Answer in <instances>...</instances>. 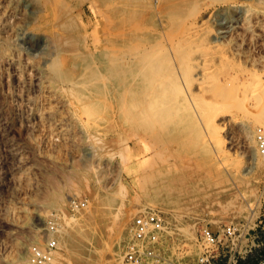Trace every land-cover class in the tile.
I'll list each match as a JSON object with an SVG mask.
<instances>
[{
	"label": "rangeland",
	"instance_id": "1",
	"mask_svg": "<svg viewBox=\"0 0 264 264\" xmlns=\"http://www.w3.org/2000/svg\"><path fill=\"white\" fill-rule=\"evenodd\" d=\"M259 76L264 0H0V264H32L27 246L50 212L55 255L115 264L117 224L139 202L165 219L153 264H189L204 219L254 226L237 264H264V163L253 158L264 86L247 96ZM112 191L117 204H100ZM88 206L107 212L103 226L83 222Z\"/></svg>",
	"mask_w": 264,
	"mask_h": 264
},
{
	"label": "built area",
	"instance_id": "2",
	"mask_svg": "<svg viewBox=\"0 0 264 264\" xmlns=\"http://www.w3.org/2000/svg\"><path fill=\"white\" fill-rule=\"evenodd\" d=\"M256 148L264 153V128L257 125L254 131ZM85 205V200L73 197L70 199V208L78 210ZM57 214L50 212L44 224L45 237L41 242H32L27 246V259L32 264H51L58 248ZM165 219L159 210H149L134 216L132 220V239L126 243L123 250V264H147L149 259L160 258L159 241L163 231ZM248 222L224 221L212 223L204 219L198 228L194 243L198 253L189 264H216L219 256H225L223 264H237L242 237L250 239L251 246L255 244V235L250 233ZM247 244V243H246Z\"/></svg>",
	"mask_w": 264,
	"mask_h": 264
},
{
	"label": "bare ground",
	"instance_id": "3",
	"mask_svg": "<svg viewBox=\"0 0 264 264\" xmlns=\"http://www.w3.org/2000/svg\"><path fill=\"white\" fill-rule=\"evenodd\" d=\"M205 66H208V64L205 65ZM185 73L189 75V74H191V71H189V72L186 71ZM210 73H211L210 67H204L203 69L197 71V75H196L195 79H197L200 82V85L201 86H205L208 83V81L210 82V80H208V78L210 76ZM86 74H88V73H86ZM80 77H82V75ZM103 77L104 76H102V78ZM100 79H96L95 81H99ZM70 81H71V83L74 86H76V88H78V90H81L83 88L86 89V87H89V86L94 87V88H97V89H103L106 86V84L103 82V80L102 81L100 80V82H95L94 80H92V78H90V79L88 78L86 80L85 79H82V78H71ZM247 85H251L252 86V89L247 90V92H248L247 93V96L249 94L250 96L253 97V95H255L258 91H261V88L264 86V79L259 76L258 79H253V82H250ZM244 147L250 149L251 144L248 143V142H246L244 144ZM253 158L258 163H264V153H256L255 155H253ZM162 191H164V190H162ZM119 195H122V194L112 191V192H110L108 194H103V195L102 194H99L97 197L99 199L100 204H103V205H106V206L108 205L109 207H112L115 204H117V202H118V196ZM160 198H162V197H160ZM160 198H159V200H161ZM49 204L54 205V202L49 201ZM84 211H83V213L80 214V216H82L81 218L84 219L83 222L85 221V222H87L89 224H92L95 227L96 226H103L104 220L102 218L101 219H98L99 221L96 219V216H98V215H106L107 214V212H104V209L103 208H98V207L91 208V207L88 206V208L86 210H84ZM133 211L134 212H147V211H149V207L146 205L145 202H139L138 205H135L133 207ZM78 216L68 217L65 213H63V215H62L63 220L66 223H68V225H70V223H72V222H73V224H80V217H78ZM115 217H116V215H115ZM117 227L119 228V235L112 242V247H111V251H110V257L113 259V261H114L115 264H123V262H122V257H123V251H122L123 241L124 240H127L129 242V240L132 239L133 227H132V223L126 222V221H123V220H120L118 222ZM63 230H64V227H63V225H61L59 227V231H63ZM164 230H165V227L163 228V231H162L163 233H164ZM161 234H160V241L159 242H163L162 241ZM84 236L88 239V241H89L90 244H92L95 241L89 235L86 236V234H84ZM65 249H66L67 252L73 250L71 246H68V244L65 246ZM76 258H78V257H76ZM149 260L150 261H148L147 264H153L152 263V260L157 261L159 259L158 258H156V259L151 258ZM52 262H53V264H72L69 256H67L64 251H63V254H61V252H60V254L58 253V255L56 254L54 256Z\"/></svg>",
	"mask_w": 264,
	"mask_h": 264
}]
</instances>
